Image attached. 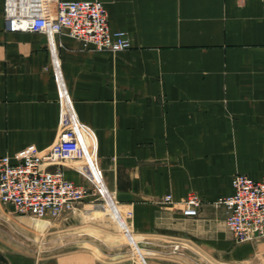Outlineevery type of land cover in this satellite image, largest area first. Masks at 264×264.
Wrapping results in <instances>:
<instances>
[{
	"label": "crops",
	"instance_id": "1",
	"mask_svg": "<svg viewBox=\"0 0 264 264\" xmlns=\"http://www.w3.org/2000/svg\"><path fill=\"white\" fill-rule=\"evenodd\" d=\"M99 1L128 47L93 50L60 34L56 58L78 119L95 133L104 185L131 211L132 232L177 250L148 264L248 261L264 242H234L223 208L211 203L230 194L233 174L264 176V0ZM1 9L2 0L0 156L46 148L59 127L46 38L4 30ZM107 190L90 215L121 216ZM189 192L201 200L193 217L177 209ZM6 251L0 246V264H109L85 248L46 257Z\"/></svg>",
	"mask_w": 264,
	"mask_h": 264
},
{
	"label": "built area",
	"instance_id": "2",
	"mask_svg": "<svg viewBox=\"0 0 264 264\" xmlns=\"http://www.w3.org/2000/svg\"><path fill=\"white\" fill-rule=\"evenodd\" d=\"M1 15L8 32H38L45 36L59 127L55 140L46 148L29 144L12 155L0 156V203L35 220H66L85 197L101 198L107 188L97 164L95 133L78 119L72 107L56 58L54 36L63 34L93 50L111 53L126 49L128 38L125 31L108 28L105 8L99 0H2ZM63 162H78L74 168H67L89 185L65 178ZM230 187V194L211 204L223 208L224 225L234 242L264 237V176L252 179L235 173ZM107 195L113 197L109 190ZM162 200L171 202L170 194H164ZM200 204L199 196L189 192L177 209L182 216L193 217ZM117 206L121 209L120 225L128 232L131 211Z\"/></svg>",
	"mask_w": 264,
	"mask_h": 264
},
{
	"label": "rangeland",
	"instance_id": "3",
	"mask_svg": "<svg viewBox=\"0 0 264 264\" xmlns=\"http://www.w3.org/2000/svg\"><path fill=\"white\" fill-rule=\"evenodd\" d=\"M63 164L74 168L79 163L63 162ZM82 179L85 182L83 186H88L89 183ZM112 200L116 204L114 197ZM93 204H104V201L99 195L85 197L71 219L65 223L57 220H35L6 210L0 204V217L8 218L6 222L0 221L1 229L5 230L4 234L0 232V246H4L8 253H26L28 256L38 257L85 248L104 258L109 264H148L147 260L160 256L165 251L177 253V250L172 252L169 249L167 241L137 236L132 232L131 226L128 232H125L120 220L108 212L96 217L85 216L83 210ZM34 223L38 227H32ZM224 228L228 232L225 225ZM136 241H143L149 245L138 247ZM255 242H264V237ZM198 264H264V247L258 248L255 255L245 262L219 260L216 263L203 260Z\"/></svg>",
	"mask_w": 264,
	"mask_h": 264
},
{
	"label": "bare ground",
	"instance_id": "4",
	"mask_svg": "<svg viewBox=\"0 0 264 264\" xmlns=\"http://www.w3.org/2000/svg\"><path fill=\"white\" fill-rule=\"evenodd\" d=\"M104 204H93L91 207L89 208H85L83 210V213L85 216H93V215H90V213L94 212V211H98L100 210V208L103 206ZM10 228V227H9Z\"/></svg>",
	"mask_w": 264,
	"mask_h": 264
},
{
	"label": "water",
	"instance_id": "5",
	"mask_svg": "<svg viewBox=\"0 0 264 264\" xmlns=\"http://www.w3.org/2000/svg\"><path fill=\"white\" fill-rule=\"evenodd\" d=\"M136 245L138 247H142V246L149 245V244H147L146 242H143V241H136ZM152 246H154V245H152Z\"/></svg>",
	"mask_w": 264,
	"mask_h": 264
}]
</instances>
